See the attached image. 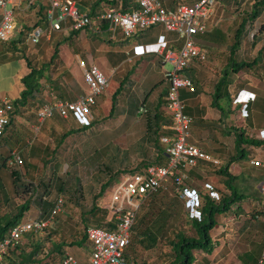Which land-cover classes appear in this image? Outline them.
I'll return each instance as SVG.
<instances>
[{"label":"trees","instance_id":"obj_1","mask_svg":"<svg viewBox=\"0 0 264 264\" xmlns=\"http://www.w3.org/2000/svg\"><path fill=\"white\" fill-rule=\"evenodd\" d=\"M101 1L105 2L104 7L97 8L95 4L97 5ZM160 2L165 8L173 9L182 1L160 0ZM48 6L49 3L47 4L46 9ZM107 7H114L122 11H126L137 8L138 5L136 0H96V2H93L90 5L88 10H81L79 7L78 9L79 11L87 12L88 15L92 17ZM43 8H45L44 5L40 4L38 12L41 13ZM263 11L264 0H252L250 8L241 13L240 20L237 22L232 31L228 30V32H226L218 27H212L204 33L197 34L204 35L205 38H210L218 43L225 44V52H228L226 57L227 61L222 67L220 75L214 81L213 89L210 94L211 101L209 106L216 109V115L218 114L217 116H205L207 106L205 107L198 104L190 106L185 103L184 95L189 97L196 96L200 92V88L197 87L190 70H188L189 67L182 71V74L188 76L194 84V91H188L185 89L186 91L183 93L181 89L179 92L180 97L184 102V111L192 117L190 134L192 133V130L196 132V135L199 137L197 145L201 149L222 159H226L224 164L213 168L214 174L221 179L224 191L217 200L207 193L203 194V204L198 210V215L187 216L186 221L188 223V230H190V233H187L185 229L174 228L171 236L167 233V230L172 223L171 211L164 206L158 208L151 214V212L148 211L151 204H145L144 201L136 213L131 228L130 240L125 250L130 264H140L135 258L136 255L138 256L139 249L143 251L153 249L158 245L161 238H166L168 250L162 253L159 261L154 264H200L196 258V252L202 255L201 258L203 261H208L206 255L210 254L216 245V241L211 236V231L219 223L221 218L229 215L236 216L238 214H243L244 219L242 226L240 227L241 229H244L246 225L249 226L252 220L255 221L259 219L262 221L260 217L263 216V205L258 184L262 179H264V171L258 167L250 166L249 169L235 174L230 171L229 166L234 162L240 163L241 161H248L253 146L264 149V139H257L254 136L249 135L244 128L233 126L228 127L224 124V120L234 110V107L232 106L234 102L230 93V88L232 86V74H236L240 70L251 72L255 69H264V45L260 47L261 49H259L257 54L251 59H236L235 57V54L242 44L244 37L248 33L246 28L247 25L250 26ZM40 21H35L33 25L39 24ZM71 23L72 22L69 19L61 24L60 29L49 28V31H51L50 37L44 44H51L52 42L50 55L48 57L46 55L38 61H34V63H32L31 60L26 61L28 72L20 79L23 88L17 98L9 99L10 109L7 110L8 122L4 126L0 135L1 145L3 146V144H7L8 148L0 150V202H8L9 200V189L6 188V184L8 183L13 184L16 192L18 191V188L21 187L23 191L29 192V195L24 198L22 202L14 205V211L0 215V241L8 235L9 230L23 217L24 213L29 210L31 204H35L39 207V217L41 219L49 217L55 202V200L52 202L49 199L50 189L48 186L51 184L50 182L53 181V185L55 186L58 194L67 196V193H73L76 191V188L82 187L83 181H79V179L76 178V175L80 174L78 168H81L82 171L85 170V173H87L86 176L91 172V175L89 176H91L93 181H91L90 184L88 183L89 187L92 188L93 185L98 186L97 192L93 193L89 209L80 214L81 221H83V230L81 231L80 238L70 241V245L85 244L88 242L86 229L89 227L87 222L90 217H93V224L97 226H102L107 229H112L114 226L112 220L108 222L102 221L103 218L105 219L106 216L108 217V210L98 207L95 203V201L101 196L104 189L114 179H117L119 174L121 175L125 172L139 171L150 164H165L167 161L166 154L164 153V146L159 140L160 135L167 132L163 129V124L169 122V117L163 109L167 90L166 87L155 102H153L150 106L144 105L146 107V112L142 114L144 130L142 135L139 137V142L141 145L147 146L144 150V155L147 156L148 159L144 158L133 168L127 169L123 167L121 169H114V161L116 159H114L110 153H107L104 157L106 161L104 159L103 161L100 160L98 164H93L91 167L88 166V164H83V161H80L79 163L74 164L75 171L71 174L67 171L64 178L58 175L55 178H49L47 183H43L42 181L43 190L38 192V187L36 184L34 185L32 181H23L22 174L20 170L16 168V165H9V155L7 154L11 148L17 147V150L22 158V163L26 166V168L31 166L28 159H34L35 156L39 154H41L40 160L43 162V166L50 163L53 167H55L54 165H58L59 163L58 160L55 162H53V160L56 159L57 149L61 146L63 140L72 132L79 131V128L84 130L89 126H92L95 122L92 120L89 125L79 126L78 128L68 127L60 133H54L55 130L53 129L51 131L53 146L50 147L47 144H40V146H37L33 143L30 145L28 144L29 142L26 143L25 138L29 137V126H27L26 121L22 122V120H17L18 116L31 111L33 104H36L38 107L46 102V99L41 96L43 81L46 83V87L57 92L55 95L60 99L73 100L79 95L77 94L75 97L68 96V89L66 87H62L63 81H61V79L69 84L72 83L75 86L77 85V82L75 81L72 73L63 67L62 61L58 55L59 46L62 43H65L74 51H79L80 49L76 40L79 30L70 27ZM31 26H26L25 28L20 26L21 36L18 39V42L24 41L22 33L24 34V31L30 29ZM99 27L101 30L100 32L103 30L109 31L107 30V24L104 20H99ZM64 29H68V32L64 33ZM88 29L92 30V32L94 31L92 35L90 34V37H95V34L99 35L98 33H100L89 26H85V30ZM258 29L260 32L264 31V18ZM96 37L98 40H101L100 37ZM8 45L11 44L8 43ZM120 56L123 57L124 53L123 56ZM119 66L120 64L114 71L115 76L118 77L121 72L124 74L122 75V78L118 79V81H122L119 82L118 86L111 94L109 114H112L115 111L117 95L122 88L123 81L129 76V72H127L125 77L126 70H123ZM56 70L57 72L54 77L52 76V73ZM115 80L117 79L115 78ZM156 85L157 84H155L154 87ZM254 99L255 98H253V101ZM250 103L251 100L249 99L243 106L245 111L244 116H246L247 120L250 117V111L248 109ZM234 106H239L241 108V105L239 104H235ZM59 118L61 121L63 120V117L59 116ZM17 125L20 127L22 126L24 131L18 132ZM202 129L207 130V136L201 135ZM223 137L230 138V150L227 149L225 145L226 142L222 140ZM28 146L29 148L27 149ZM146 152H148V155H146ZM208 164L211 163L199 161L196 166L192 167L188 171V175L190 172L191 175H195V177L198 178L199 175L196 173V169ZM25 171L27 170L25 169ZM93 172L99 173L96 174ZM100 173L101 175H98ZM164 195L165 191L159 190L150 194L145 200L153 201L154 203L156 199H160ZM176 195L179 196L178 194ZM244 203L247 205L246 209H243ZM57 214L58 212L53 215V217H57ZM261 226L264 229V221L261 222ZM29 235L26 246L21 247L18 243L13 248H9L1 264H43L44 260L45 264H51L48 263V260L46 261V258L50 256L49 251L40 256V254L43 253V242L32 239ZM50 236L51 234L48 233L46 236L47 239H49ZM261 243L253 244L247 251L240 254V259L244 264L256 263ZM64 246H66V243H63L62 241H51L50 252L54 251L60 255L61 261L65 255L63 250ZM142 263L146 264V262Z\"/></svg>","mask_w":264,"mask_h":264},{"label":"rangeland","instance_id":"obj_2","mask_svg":"<svg viewBox=\"0 0 264 264\" xmlns=\"http://www.w3.org/2000/svg\"><path fill=\"white\" fill-rule=\"evenodd\" d=\"M23 3H28L29 0H22ZM77 6L81 10H88L90 5L96 0H75ZM184 3H191L195 0H180ZM252 0H218L213 7V14L210 16L209 20V29L212 27H218L221 30L228 32V30L232 31L236 26L237 22L240 20L241 13L248 10L250 8ZM49 0H31L28 4V8L21 9V7H17L13 9L14 18H17L18 22L27 23L28 26H31L35 21H40L39 25L43 28L44 33L49 31V22L46 18L45 11ZM44 5L45 8L42 9L41 13H39V5ZM105 2L101 1L95 6L104 7ZM5 7L7 9L10 8V3H6ZM42 18V19H41ZM264 18V11L262 14L256 18L253 23L248 26L247 25V35L244 37L242 44L237 50L235 57L236 59H251L254 57L258 50L261 49L264 45V31H259V26ZM22 28H25V24L21 25ZM21 28V27H20ZM161 30L165 31L164 28L160 25H155L151 27L149 33L153 35L156 31ZM146 32V31H144ZM172 38L176 37V33L174 32H166ZM100 34V33H98ZM22 45L25 49L29 50L31 48H40L43 49V57L46 56V52L50 54L52 48L51 44H44L47 42L46 37L44 35L40 38L39 42L36 44H32L29 41L25 40V36ZM84 40V36H82ZM181 44V41L178 40ZM105 42H108L105 40ZM125 42V38L123 42H118V46L121 47ZM22 43V44H23ZM54 43V42H53ZM65 43H62L59 46L60 54L63 51L64 57L67 59V52ZM207 51V50H206ZM29 52V51H28ZM228 52L222 51H213L211 57V63H209V72L211 74L210 78H202V81H205L207 86H210L209 83L215 81L216 78L220 75L222 67L226 63V57ZM35 55V53H33ZM32 54V55H33ZM225 54V55H224ZM31 58L32 63H34V58L30 53H28ZM38 55V54H37ZM208 55V52H207ZM41 56V55H40ZM264 58V55H263ZM102 59V58H101ZM103 60V59H102ZM120 66L123 70L129 72V76L123 81L122 88L117 95V102L115 111L112 114H109V104L111 99V94L113 90L118 86L119 78H122L124 73H120L118 77L115 76L114 71L116 67H110V73L104 72V68L106 69L103 62H101L102 71L108 76V86L104 90V92L98 96H96L95 104L92 107L93 114V123L92 126H89L82 130L79 128V131L72 132L68 135L62 142L61 146L57 149L56 159L53 160L55 162L58 160V165L47 164L43 166V162L40 160L41 154L35 156L34 159H28L30 163V167L26 168V166L22 163L20 166L16 168L20 170L22 174V179L25 182L32 181V183L38 187L39 191L43 190V183H47L49 178H55L56 176L65 177L66 172L69 174L75 171L74 164L83 161V164H88V166H92L93 164H98L100 160L103 161L104 157L107 153L113 156L114 159V169H121L123 167L129 169L135 167L140 161L147 156L144 155V150L146 149V145H141L139 142V137L142 135L144 130V122L143 115L139 116L137 114L136 108L138 104L143 101V98H139V94L142 92L148 91L153 83L151 84L149 81H144V76L140 73L141 69H136L137 65L135 62H127L124 57H119ZM207 60V57H206ZM205 60V61H206ZM204 61V62H205ZM214 61V62H213ZM208 63V62H207ZM103 64V65H102ZM165 69H170V65L168 63H164ZM159 67H156V70L153 69L152 74H149V79L153 80L154 74H156V79L159 76ZM3 80L0 82L1 88H9L10 86V74L12 71L7 69ZM56 71L52 73V76L55 77ZM115 77L117 80H115ZM248 79V80H247ZM251 80L258 83V88L262 91H258V95H260L255 101H252L249 104L250 117L247 120L246 116H240L244 114L241 111L239 106H234L233 112L224 120V124L226 126L233 127H242L244 128L249 135L255 136L256 130L253 129L249 123H253L254 127L259 126L264 120V69H255L253 71L240 70L236 74H232V86L230 88V92L233 94L236 90H233V86L240 87L242 84L248 86L247 88L252 89V84H248ZM62 87H66L68 89V96H76L84 91V83L82 82V86L74 85L72 83L65 82L63 79ZM82 81V80H81ZM116 83V84H115ZM242 83V84H241ZM253 83V82H252ZM72 85V86H71ZM246 89L242 91L241 96H238L241 101L246 99V96L249 95V90ZM50 92L57 93L56 91H52L50 88L46 87V83L43 81V89L42 94L45 101H48L50 97ZM263 92V93H262ZM256 93V94H257ZM255 94V93H254ZM254 94L251 96L253 99ZM145 95V93L143 94ZM251 99V100H252ZM208 105V104H207ZM36 104H33V107L30 112L27 113L28 119H26L27 126H29L28 133H31V130L34 129L33 134L29 135V137L25 138V142L28 143L30 141L35 140L34 143H40L41 145L47 144L50 147L53 146L52 134L48 131L47 124L43 121L42 125H40L38 130H35V126H38V120L35 117ZM216 111V109H214ZM69 118V117H68ZM49 119V118H48ZM71 118L68 120L70 121ZM74 122V121H70ZM76 126H83L84 123L76 122ZM70 124V123H69ZM69 124H65V129H56L54 133H60L66 128L69 127ZM30 125H32L30 127ZM51 125H53L51 123ZM33 140V141H34ZM227 147L230 150L231 140L229 137H223L222 139ZM230 142V143H229ZM197 145V144H195ZM198 146V145H197ZM255 149L256 146L252 147L251 153L256 154ZM209 154L217 157L220 160V165L224 164L226 159H222L212 153ZM148 155V152H146ZM102 158V159H100ZM106 161V159H104ZM26 161V162H28ZM250 164L248 161H241L231 163L229 169L232 173H239L240 171H245L250 168ZM54 168V170H53ZM216 168L213 164L203 165L199 169H196V173L199 177H195V175H189L187 179L184 181L183 186L186 195L183 197L177 196L172 192V190L165 191V195L160 199H156L153 201L145 200V204L149 203L148 211L154 213L158 208L166 206L169 211H171L172 223L167 233L171 236L174 228L176 229H185L187 233H190L188 230V223L186 221L187 216H195L198 215V210L203 204V194L207 193L214 199H218L221 193L224 191V186L221 182L220 177L214 174V169ZM25 169L27 171H25ZM79 173L76 175V178L79 181H83L81 188H76V191L73 193H67V196L58 194L55 186L53 185V181L50 182L48 188L50 189L49 199L53 202L56 197L62 196L64 199V205L61 211L58 212L57 217L50 218H42L44 220H48L47 225L41 231H29L24 233L22 238L19 241V245L21 247H25L27 244L28 235L32 237V239L40 240L43 242V254L49 251L50 256L46 258L48 263L51 264H61V257L56 252L51 251V241L59 242L62 241L66 243V246L63 247L64 254L69 253L73 255L79 262V264H86L90 246L88 242L82 245L71 244L70 241L73 239H79L81 231L83 230V221H81L80 214L89 209L90 204L92 202V196L94 192H97L98 186L93 185L92 188L89 187L92 180L91 172L86 176L85 170L82 171L81 168H78ZM99 173V172H93ZM95 174V175H96ZM98 175H101L98 174ZM97 175V176H98ZM120 174L118 175V177ZM96 178V177H93ZM114 179L102 192L101 196L95 201L96 205L100 208H104L106 200V191L109 189L110 185L115 181ZM8 182V181H7ZM6 188L9 189V200L8 202L3 201L0 202V215L4 213H8L14 211V205L23 201L29 195V192L23 191L21 187L18 188L16 192L14 190V186L12 183L6 184ZM147 201V202H146ZM247 207V205H246ZM106 209V208H105ZM39 216L40 209L35 204H31L28 211L24 213V216ZM108 215V212H107ZM102 221L108 222L109 218L106 216ZM88 226L93 224V217L89 218L87 222ZM243 220L242 216L236 218L234 222H232V230L228 239V244L225 246V251L219 247L218 241L216 240L217 233L216 229H212L211 234L212 238L216 241V245L213 251L210 254H205L208 261H203L200 254L196 252V258L200 262V264H244L240 259V253L244 249H249L253 244L261 243L264 239L263 235H258L263 230V227L255 224V225H246L244 229H241ZM95 225V224H93ZM248 226V227H247ZM50 233L51 236L47 239V234ZM133 234V233H132ZM168 250V244L166 238H161L158 245L146 251L139 249L138 256L136 255V260L143 264L142 262H146V264H154L159 261L162 256V253ZM45 264V260L43 262Z\"/></svg>","mask_w":264,"mask_h":264},{"label":"built area","instance_id":"obj_3","mask_svg":"<svg viewBox=\"0 0 264 264\" xmlns=\"http://www.w3.org/2000/svg\"><path fill=\"white\" fill-rule=\"evenodd\" d=\"M8 0H0V41H8L20 33L15 22L14 11L7 9ZM218 0H195L190 4L180 2L173 9L165 8L160 0H136L137 8L122 11L118 8L107 7L103 11L90 17L87 12L79 11L75 0H49L45 11L50 29H60L63 22L71 20L70 27L85 30L89 26L100 32L99 20H104L107 30L119 31L123 37H130L154 24H160L167 31H173L180 39L179 47H160L163 63H168L170 69L163 71L167 83L164 112L169 122L163 124L167 132L160 135V142L164 146L167 161L165 164H150L135 172L122 173L106 191V200L103 205L108 210V218L113 221V228L92 225L86 229L90 251L86 264H130L125 252L129 243L131 228L136 213L145 199L159 190H172L180 197L186 195L183 183L188 177V171L199 161H205L215 166L220 160L190 143V125L192 117L184 111V102L180 97V90L194 91L192 80L182 74L185 68L190 67L193 61L204 62L207 51L196 40V35L204 33L209 27V18L213 13L214 4ZM25 40L36 44L44 35L39 24L32 25L24 31ZM77 64L82 72L84 91L73 100H63L52 92L48 101L39 105L35 110L36 119L40 124L47 118L57 114L63 118L73 116L78 122L89 125L93 120L92 107L96 96L102 94L108 86V76L95 63H87L78 59ZM249 100L241 103L243 106ZM10 109L9 100L0 98V135L8 122L7 110ZM141 116L146 107L141 105L136 110ZM264 139V129H260L254 136ZM256 154L251 153L248 162L251 166L264 171V149L256 147ZM9 165L20 166L22 158L17 150L10 152ZM262 197L264 219V179L258 184ZM64 204L62 197H57L53 204L49 219L61 211ZM39 216H24L9 230L0 241V264L9 248L17 245L29 231H41L48 220ZM61 264H79L71 254L66 253ZM255 264H264V242Z\"/></svg>","mask_w":264,"mask_h":264},{"label":"crops","instance_id":"obj_4","mask_svg":"<svg viewBox=\"0 0 264 264\" xmlns=\"http://www.w3.org/2000/svg\"><path fill=\"white\" fill-rule=\"evenodd\" d=\"M31 0H29L28 3H23L22 0H8L7 3H10V8L14 9L17 7H21V9H26L28 8V4L30 3ZM35 2V0H34ZM213 14V13H212ZM0 16H1V11H0ZM15 22L18 25V27H20L21 25L25 24V26H28L27 23L24 22H18L17 18H15ZM34 24V23H33ZM32 24V25H33ZM155 25H160V24H154L151 25L150 27L144 29L143 31H140L130 37H123L122 34L117 30V31H113V30H109V31H105L103 30L102 32H100L99 35L95 34L96 36L100 37L101 40H98L97 37H90V34L92 35V30L88 29V30H83V31H79L78 36L76 37V40L78 42V45L80 47L79 51H74L71 47L65 45L66 47V51L67 52V59L64 57L63 51H61L62 53L60 54V50L58 51V55L59 58L62 61L63 67L68 70L69 72L72 73V75L75 78V81L77 82L78 86H82V72L77 64V60L78 59H84L87 63H95L97 64V66H99V68L102 70V66H101V62L104 63L106 69L104 68V72H109L111 68L110 67H117L119 65V57L121 58L120 55L123 56L124 53V58L125 61L127 62H135L137 65L136 69H141L140 73L144 76V81H149L151 84L153 83L152 87L146 91V92H142L141 94H139V98L142 99L143 97V101L138 104L136 110L138 109L139 106L141 105H145V106H150L153 102H155L157 100V98H159V96L161 95V93L164 91V89L167 87V83L163 77V71L165 70L164 68V63L161 60L160 54L157 52L158 49H160V47H179L180 46V42L178 40H180L177 35L176 37L172 38V36H170L169 34H167L166 32H173V31H161L158 29V31H156V33H154L153 35H151L149 33V30L151 27L155 26ZM162 26V25H160ZM163 27V26H162ZM164 28V27H163ZM209 29V27H208ZM68 29H64V33L68 32ZM146 31V32H144ZM50 33L51 31H46L44 33V37H46V39H49L50 37ZM175 33V32H174ZM23 35V33H22ZM20 33H17L15 37H12L10 40L8 41H0V82L1 80H3L4 76L7 74V72L5 73V71L7 69H10L12 71V73L10 74V86L9 88H1L0 87V98L1 97H6L8 100L9 99H14L17 98L19 96V93L21 91V89L23 88L22 83L20 81L21 77L26 74L28 72V67H27V60H31V58L29 57L28 53L31 54L32 59L34 58V61H38L39 59H41L43 57V49L42 47L40 48H31L29 50L25 49L22 45H24L25 43L22 42H18L19 38H20ZM24 36V35H23ZM82 36H84V40L82 39ZM125 38V42L121 43L122 46L119 47L118 46V42H123ZM108 41V42H105ZM196 40L197 42L204 47L207 52V60L205 62H197V61H193L192 64L190 65V67L188 68V70H190L196 85L198 88H200V92L196 95V96H186L184 95V101L186 104L188 105H202V106H207V111H206V115L207 117H215L216 115V111H214V108L209 106V103L211 101V97L210 94L212 92L213 89V83L214 81H212L210 84V86H207L205 84V81H202V78H210L211 74L209 72V63H211V57H212V52L213 51H222L225 52L226 50V46L225 44L222 43H218L215 40H212L210 38H205L204 35H197L196 36ZM8 43H10L11 45H8ZM23 43V44H22ZM29 51V52H28ZM35 53V55L33 54ZM33 54V55H32ZM38 54V55H37ZM41 55V56H40ZM47 57L50 55L46 52ZM225 55V54H224ZM103 60H102V59ZM208 62V63H207ZM214 62V61H213ZM103 65V64H102ZM156 67H159V76L157 78V81L155 82L154 79H156V74H154V78L153 80L149 79V74L151 75L153 72V69L156 70ZM127 71H125V77H126ZM126 79V78H125ZM82 80V81H81ZM248 80V79H247ZM253 82V83H252ZM251 80L249 82H247L248 84H252V89L247 88L248 86L246 85H242L240 87H236L233 86V90L235 89L237 93H231L232 99L234 104H239L241 105L242 101L238 96H241L242 91L246 89H250L249 90V95L246 96V99L249 98L250 100L252 99L251 96L254 94V101L260 96L258 95V91H262L260 90L257 86L258 83L254 82ZM157 84L155 87L154 85ZM84 89H85V85H84ZM185 89H182V92L185 93ZM145 93V95H143ZM257 93V94H256ZM263 93V92H262ZM56 96V95H55ZM57 97V96H56ZM183 97V96H182ZM253 101V99L251 100V102ZM208 104V105H207ZM94 107V106H93ZM93 109V108H92ZM30 112V111H28ZM24 113L20 116L17 117V120H22L26 121L25 119H28L29 116H27V113ZM35 114V113H34ZM240 116H244L243 114H241ZM36 117V115H35ZM70 119V121H74L73 123L70 122L68 119ZM69 118H63V120L61 121L59 116L57 114H54L52 117H50L49 119L47 118L44 122L47 124L48 127V131H52L53 129L56 131V129H65V124H69V127L72 128H78L77 125V120L73 117V116H69ZM61 121V122H58ZM28 122V121H26ZM43 123V122H42ZM42 123L40 125H42ZM51 123L53 125H51ZM250 125L253 127V129H255L256 131L260 130V129H264V121L259 125L254 127V124L251 122ZM32 125H30L31 127ZM43 126V125H42ZM18 127V132H22L24 131L23 127L17 125ZM40 126H35V130H38ZM242 128V127H241ZM201 135H205L207 136V130L202 129L201 130ZM257 133V132H256ZM33 134L34 136V129L31 130V133H29V135ZM196 132L194 130H192V133L190 134L189 137V142L193 143V144H197L199 137L196 135ZM35 138V136H34ZM33 138V140H34ZM221 139V138H219ZM29 141V145L31 143L36 144L37 146H40V143H34V141ZM3 148H7V144H3V146L0 143V150H2ZM29 148V146L27 147V149ZM8 149V148H7ZM12 150H17V147H13L11 148V150L9 151V153L7 155H9L10 157V152ZM18 151V150H17ZM243 209H246V204H243ZM242 216V220L244 219L243 214H238L236 216L234 215H229L227 217H223L221 218V220L219 221V223L213 228L217 230V233L219 234L216 238V240L218 241L219 247L222 249L223 247V251H225V246L228 244V239L232 230V222H234L236 220L237 217ZM260 219H262V221H264L263 216L260 217ZM261 220H252L250 222V225H255L258 224L261 226ZM264 234V229L258 233V235H263ZM212 236V234H211ZM264 242V240H263ZM261 243V247L262 244ZM261 247L259 249V252L257 255H259L260 251H261ZM248 249H244L240 254H242L243 252L247 251ZM258 257V256H257Z\"/></svg>","mask_w":264,"mask_h":264}]
</instances>
